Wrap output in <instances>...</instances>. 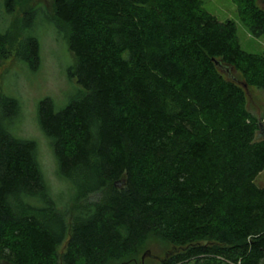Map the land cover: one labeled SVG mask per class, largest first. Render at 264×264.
<instances>
[{
    "label": "trees",
    "instance_id": "trees-1",
    "mask_svg": "<svg viewBox=\"0 0 264 264\" xmlns=\"http://www.w3.org/2000/svg\"><path fill=\"white\" fill-rule=\"evenodd\" d=\"M1 1L7 14L19 3ZM239 2L264 38L259 0ZM54 6L78 89L60 109L41 100L38 124L68 200L36 143L12 132L19 101L0 96V262L126 264L154 236L180 248L163 264H264V133L246 93L264 91V52H246L235 22L200 0ZM37 16L24 17L20 47L33 69ZM10 40L0 30V47Z\"/></svg>",
    "mask_w": 264,
    "mask_h": 264
},
{
    "label": "rangeland",
    "instance_id": "rangeland-1",
    "mask_svg": "<svg viewBox=\"0 0 264 264\" xmlns=\"http://www.w3.org/2000/svg\"><path fill=\"white\" fill-rule=\"evenodd\" d=\"M203 8L219 21H234L242 48L248 53L264 52V38H257L241 16L239 0H200ZM55 0H19L13 14H7L0 0V30L10 31L11 40L0 47V96H9L19 101V119L12 130L19 138L32 140L37 145V158L45 179L52 192L62 196L60 202L66 204L67 183L56 174L57 164L49 139L38 124V104L51 98L57 109L64 107L69 96L76 92V81L69 77L68 71L75 66L76 60L69 50L67 30L55 17ZM260 6L264 8V3ZM37 12L31 33L38 37L40 56L37 68H31L20 55L21 43L26 37L23 19L26 14ZM28 35V34H27ZM247 107L262 126L264 133V91L246 88ZM263 135V134H261ZM255 184L264 188V171ZM62 194V195H61ZM206 243V242H205ZM203 242V244H205ZM64 250L61 247L59 253ZM180 251L178 246L161 241L154 236L135 253L126 264H163L168 257ZM0 264H9L0 262ZM217 264V263H214Z\"/></svg>",
    "mask_w": 264,
    "mask_h": 264
},
{
    "label": "water",
    "instance_id": "water-1",
    "mask_svg": "<svg viewBox=\"0 0 264 264\" xmlns=\"http://www.w3.org/2000/svg\"><path fill=\"white\" fill-rule=\"evenodd\" d=\"M262 3H264V0H259V4L261 5ZM247 87V86H245Z\"/></svg>",
    "mask_w": 264,
    "mask_h": 264
}]
</instances>
